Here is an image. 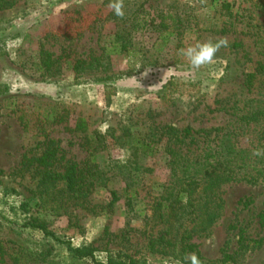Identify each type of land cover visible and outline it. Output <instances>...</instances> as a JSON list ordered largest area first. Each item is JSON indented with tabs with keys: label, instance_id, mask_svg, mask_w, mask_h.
I'll list each match as a JSON object with an SVG mask.
<instances>
[{
	"label": "rangeland",
	"instance_id": "374dc122",
	"mask_svg": "<svg viewBox=\"0 0 264 264\" xmlns=\"http://www.w3.org/2000/svg\"><path fill=\"white\" fill-rule=\"evenodd\" d=\"M108 3L18 0L0 10V242L25 251L19 264H93L74 259L30 222L45 225L73 247L91 246L102 263L132 256L137 264H189L176 251L148 250V235L156 237L162 228L150 230L131 219L121 197L125 183L119 170L131 171L134 164L142 197L147 188L160 190L169 174L166 152L135 158L122 142L154 126L219 128L231 119L232 105L258 99L260 84L249 87L245 78L264 66V50L253 36L264 28V0H124L125 15L116 20ZM116 33L127 51L109 54ZM221 37L228 47L199 70H191L178 54L196 41ZM170 80L181 89L195 84L199 89L174 93L164 88ZM79 118L87 124L85 133L73 131ZM48 140L58 144L59 171L69 162L84 166L90 154L95 156L104 173L91 196L92 205L103 207L97 215L57 209L35 196V179L21 172L22 164L24 157L40 154ZM111 191L121 198L109 209ZM220 194L221 217L207 235L191 238L196 250L188 253L201 264H264V245L222 261L236 251L237 229L245 228L251 238L264 236V183H228ZM0 264L14 263L3 257Z\"/></svg>",
	"mask_w": 264,
	"mask_h": 264
},
{
	"label": "trees",
	"instance_id": "16d2710c",
	"mask_svg": "<svg viewBox=\"0 0 264 264\" xmlns=\"http://www.w3.org/2000/svg\"><path fill=\"white\" fill-rule=\"evenodd\" d=\"M17 1L0 0V10L13 7ZM225 29L224 27L221 31L227 32ZM253 33L257 46L264 50V28L258 27ZM115 36V41L111 42L110 49L107 50L109 54L127 51L125 42H119L117 33ZM245 82L249 87L260 84L258 99L254 100L255 103H251L252 100L250 103L243 102L240 106L232 105L228 112L231 119L222 127L193 131L190 128L179 129L168 125L154 126L146 133L135 134L130 142H122L123 147L129 146L135 158L137 154L152 157L162 149L168 156L167 182L156 192L147 188L144 197L141 194L143 188L134 180V173L139 172L137 164H134L135 169L131 171L123 172L122 168L119 170L125 183L121 197L128 216L142 220L145 227L150 225V230L162 228L156 237L152 234L147 237L148 250L151 252L162 253L167 249L168 253L176 251L183 259L185 254L196 250V246L190 243L191 238L200 234L207 235L221 217L224 200L220 188L223 185L233 182L252 185L264 183V156L252 155L254 147L264 148V66L259 64L246 76ZM164 88L174 93L182 91L181 94H190L194 89L198 90L199 86L195 84L181 89L174 80H170ZM52 117L57 119L58 116ZM60 119L61 116L58 121ZM73 131L85 133V120L77 119ZM160 143L163 144L159 145ZM58 153L57 142L48 140L40 154L24 157L21 172L33 175L35 196L57 209L77 208L97 215L98 209L103 207L92 205L91 196L95 188L102 184L104 173L97 170L95 156L90 154L84 166L69 162L59 171ZM110 195L112 200L106 206L109 209L121 198L114 191ZM260 220L264 221V212ZM129 223L130 221L126 224V232L130 231ZM27 225L64 245L76 260L90 259L93 264H137L132 256L109 258L106 263L99 262L91 246L73 247L70 242L60 239L41 223L30 222ZM237 230L236 251L233 255L224 254L223 263L233 261L235 255L264 245V236L251 238L245 228ZM126 232L122 233L123 240ZM106 234L109 235L107 231ZM25 256L22 248L14 249L0 242V258L7 257L12 263L19 264L24 262Z\"/></svg>",
	"mask_w": 264,
	"mask_h": 264
},
{
	"label": "clouds",
	"instance_id": "9594fccd",
	"mask_svg": "<svg viewBox=\"0 0 264 264\" xmlns=\"http://www.w3.org/2000/svg\"><path fill=\"white\" fill-rule=\"evenodd\" d=\"M108 7L116 17H124V0H109ZM226 47H228V40L225 37H221L215 42L212 40L204 42L196 41L194 44L178 49V54L185 58L191 70H199L211 64L214 61L216 53L221 48ZM252 155L255 157L264 156V148L254 147ZM183 259L187 260L189 264H201V260L195 253H187ZM175 264H182V262L181 260H176Z\"/></svg>",
	"mask_w": 264,
	"mask_h": 264
}]
</instances>
